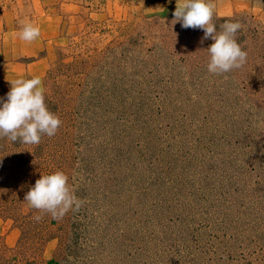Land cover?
<instances>
[{
    "label": "rangeland",
    "instance_id": "1",
    "mask_svg": "<svg viewBox=\"0 0 264 264\" xmlns=\"http://www.w3.org/2000/svg\"><path fill=\"white\" fill-rule=\"evenodd\" d=\"M29 1L17 42L0 32V96L39 76L62 123L38 145L0 137V264H264V0H214L248 53L223 74L176 0H36L24 42ZM56 170L84 200L58 219L24 200Z\"/></svg>",
    "mask_w": 264,
    "mask_h": 264
},
{
    "label": "clouds",
    "instance_id": "2",
    "mask_svg": "<svg viewBox=\"0 0 264 264\" xmlns=\"http://www.w3.org/2000/svg\"><path fill=\"white\" fill-rule=\"evenodd\" d=\"M172 3V0H168ZM174 21L182 28L200 29L203 39L214 42L207 48L210 60L207 71L212 74L228 73L247 61L248 53L238 42L236 33L242 28L239 21H225L217 31L212 22L215 15L214 0H176ZM41 35L38 24L25 22L18 33L24 42H33ZM62 121L49 110L46 90L41 77L17 78L11 81L6 98L0 96V137L22 144H39L44 135L56 134ZM24 200L35 209L62 218L70 210L79 211L84 200L69 184V176L63 170L42 174L25 193ZM37 220L40 216L36 217Z\"/></svg>",
    "mask_w": 264,
    "mask_h": 264
},
{
    "label": "crops",
    "instance_id": "3",
    "mask_svg": "<svg viewBox=\"0 0 264 264\" xmlns=\"http://www.w3.org/2000/svg\"><path fill=\"white\" fill-rule=\"evenodd\" d=\"M32 1H29L31 5L30 7L24 5L23 8H20V9L25 12L24 19H26V22L34 23L37 20V12H44L48 9L46 8L47 6L45 4H40V5L38 4L37 6H35L38 2H36V0H32ZM12 3L14 4L16 3V5H13L16 7L14 11H9V13L3 12V14H0V32H4L3 36H4V39H6L5 42H17V26L21 25L19 22H17V14H18L17 7L19 6L21 7V5L17 3V0H13ZM11 24H13L12 27H10ZM13 70L17 72V65L13 66ZM8 74L10 75V73Z\"/></svg>",
    "mask_w": 264,
    "mask_h": 264
}]
</instances>
